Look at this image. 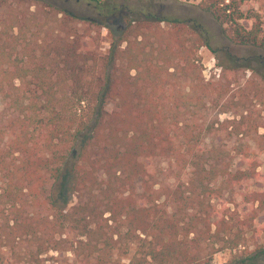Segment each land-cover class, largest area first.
I'll list each match as a JSON object with an SVG mask.
<instances>
[{
  "label": "trees",
  "instance_id": "trees-1",
  "mask_svg": "<svg viewBox=\"0 0 264 264\" xmlns=\"http://www.w3.org/2000/svg\"><path fill=\"white\" fill-rule=\"evenodd\" d=\"M247 1L199 5L232 43L264 49V14ZM93 25L50 0H0V104L10 111L0 125V243L29 237L39 254L110 264L114 249L144 234L152 264H209L224 249L240 250L233 264L264 259V175L246 141L256 137L264 152L263 122L249 112L225 120L235 152L209 155L213 125L188 117L212 97L199 53L210 47L206 30L157 13L129 17L101 54ZM250 181L240 202L226 199ZM74 196L86 197L70 204ZM250 241L257 250L246 255Z\"/></svg>",
  "mask_w": 264,
  "mask_h": 264
},
{
  "label": "rangeland",
  "instance_id": "rangeland-1",
  "mask_svg": "<svg viewBox=\"0 0 264 264\" xmlns=\"http://www.w3.org/2000/svg\"><path fill=\"white\" fill-rule=\"evenodd\" d=\"M56 2L60 8L68 9L82 18L98 21L100 25H93L92 36L95 41L94 47L101 54L108 52L112 42L125 26L126 21L130 18H144L150 13H157L169 17L185 19L192 23L200 24L206 30L210 47H201L199 53L201 63L203 64V78L212 84V97H207L205 105L194 109L188 117L199 118L200 122H207L213 125L212 128L205 129L203 146L209 150L214 148L218 151H230L234 154V147L238 143L237 137H231L225 129V120L238 118L240 114L249 112L252 118L259 119L264 125V49L243 46L232 43L223 32V26L217 22L211 13L203 10L199 3L201 0H115V10L106 15L105 11L98 10L88 0H50ZM121 7L120 10H117ZM246 9L259 10L264 14V0H248L244 4ZM42 20V21H46ZM52 23V21L50 22ZM91 37L87 40L91 41ZM93 40V39H92ZM234 62L240 67L238 70L229 71L223 69L220 64ZM181 80V79H176ZM182 81V80H181ZM185 81V80H183ZM193 84H195L193 82ZM197 84H200L199 82ZM198 89V92H201ZM116 107L114 101L107 104V108L112 110ZM10 111L6 110L5 104H0V125L4 120L7 121ZM231 129V127L229 128ZM260 133L264 132V127L259 129ZM257 138H247L252 144V149L256 150L259 166L258 170L264 175V152L260 151L256 143ZM213 155H216L213 153ZM235 166H244L245 164L239 159H235ZM204 162V161H203ZM208 162V161H207ZM158 165L167 167V161H158ZM208 164V163H207ZM170 176L167 182L175 184L177 174L167 171ZM165 175V176H167ZM189 178V175L183 176ZM250 181L247 187L239 190L236 194H226L227 200L240 202L246 191L253 189L255 184ZM258 187H264V181L257 182ZM84 197L74 196L70 204L83 201ZM233 206V202L229 203ZM259 242H264V235ZM0 264H84L81 257H75L71 251L50 250L39 254L37 247L29 237H23L19 240H5L0 243ZM152 245L150 236L144 234L135 240H129L127 246L121 245L114 249L111 255L110 264H152L149 251ZM126 247L129 248L126 251ZM257 243L250 241L247 248H241L246 255L249 252L257 250ZM211 248L207 247L205 252H210ZM237 253L240 250L224 249L209 255V264H233ZM264 259L260 258L256 264H262Z\"/></svg>",
  "mask_w": 264,
  "mask_h": 264
}]
</instances>
